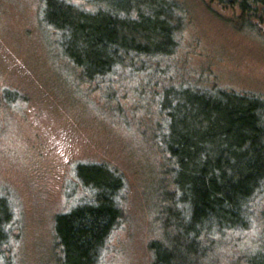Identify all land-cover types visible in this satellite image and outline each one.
<instances>
[{
	"label": "trees",
	"instance_id": "obj_1",
	"mask_svg": "<svg viewBox=\"0 0 264 264\" xmlns=\"http://www.w3.org/2000/svg\"><path fill=\"white\" fill-rule=\"evenodd\" d=\"M93 1L44 0L40 32L78 90L98 92L116 110L131 93L149 112L138 124L158 157L148 191L159 232L148 244L151 263L264 264V238L257 251L241 248L254 223L264 226V95L219 86L208 69L179 75L188 15L179 1L122 0L114 11ZM206 8L264 45V0H207ZM27 101L22 92L0 90L9 109ZM74 171L89 196L53 217L55 263L96 264L124 218L128 183L106 162L79 161ZM165 217L173 222L164 230ZM15 222L10 200L0 196V247Z\"/></svg>",
	"mask_w": 264,
	"mask_h": 264
},
{
	"label": "rangeland",
	"instance_id": "obj_2",
	"mask_svg": "<svg viewBox=\"0 0 264 264\" xmlns=\"http://www.w3.org/2000/svg\"><path fill=\"white\" fill-rule=\"evenodd\" d=\"M121 1L95 0L90 6L114 11ZM177 1L188 12L179 52L184 62L175 60L179 75L208 69V79L219 86L264 95L260 38L228 29L207 10V0ZM43 6L44 0H0V90L19 91L28 99L12 109L0 103V196L10 200L16 215L0 247V264H56L53 217L89 196L75 178L79 161L115 166L128 183L124 218L96 264H152L148 244L159 232L149 215L148 191L158 157L138 124L149 112L131 93L116 110L98 92L78 90L40 32L46 34L38 20ZM172 222L165 217L159 223L165 230ZM262 229L254 223L241 248L263 242Z\"/></svg>",
	"mask_w": 264,
	"mask_h": 264
}]
</instances>
